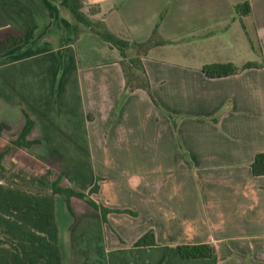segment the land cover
Segmentation results:
<instances>
[{
	"label": "crops",
	"instance_id": "crops-1",
	"mask_svg": "<svg viewBox=\"0 0 264 264\" xmlns=\"http://www.w3.org/2000/svg\"><path fill=\"white\" fill-rule=\"evenodd\" d=\"M60 0H0V140L110 209L53 196L60 264H264V0H84L118 37L148 42V81L125 88L119 51L74 36ZM247 2L248 14L235 6ZM129 50L127 56H132ZM254 66L209 78L207 64ZM114 210H120L115 212ZM152 231L154 245L135 246ZM209 244L208 258L180 245Z\"/></svg>",
	"mask_w": 264,
	"mask_h": 264
},
{
	"label": "trees",
	"instance_id": "trees-1",
	"mask_svg": "<svg viewBox=\"0 0 264 264\" xmlns=\"http://www.w3.org/2000/svg\"><path fill=\"white\" fill-rule=\"evenodd\" d=\"M59 6L69 11L72 19L74 36L83 31L96 34L102 40L116 48L122 57V67L125 78V88H143L149 92L148 81L141 65L140 56L148 45V42L128 41L118 37L109 31L103 22L94 20L90 16L99 12L98 5H89L86 12L82 10L84 0H60ZM235 10L239 15L248 14L250 11L247 2L237 4ZM23 43L19 35H12L0 41V54L9 51ZM133 50L132 56H127L129 50ZM246 63L237 67L231 63L207 64L202 67L206 77H224L238 71L254 66ZM133 69L140 72L135 75ZM33 121L26 118L25 125L20 134L5 144L0 150V168L3 160L16 148H27L33 141L26 139ZM1 128H6L1 125ZM23 173V169L19 170ZM18 171V172H19ZM251 171L255 176L264 175V152L257 153L251 163ZM47 174V175H46ZM44 175L32 176V182L43 183V179L51 177L53 171L46 170ZM97 191V184H93L87 191H76L62 182V175L58 174L54 179L49 178V192L33 194L18 188L3 185L0 182V264H60V251L58 246V231L54 219L53 196L62 194L66 198L75 196L87 201L102 214L107 209L95 203L89 195ZM119 212L120 210H114ZM152 231L146 232L136 242L135 246L154 245ZM178 253L181 258H208L213 255V247L209 244L180 245Z\"/></svg>",
	"mask_w": 264,
	"mask_h": 264
},
{
	"label": "rangeland",
	"instance_id": "rangeland-1",
	"mask_svg": "<svg viewBox=\"0 0 264 264\" xmlns=\"http://www.w3.org/2000/svg\"><path fill=\"white\" fill-rule=\"evenodd\" d=\"M135 75H139L140 72L133 69ZM3 144L0 140V150ZM3 167L0 168V182L8 187L18 188L29 193H47L49 192V178L54 179L55 175L44 178L43 183L32 182L30 180L31 175H44L46 174V168L43 165L33 162L29 158L22 157L14 150L3 160ZM23 169V173L19 170ZM19 171V172H18ZM47 175V174H46Z\"/></svg>",
	"mask_w": 264,
	"mask_h": 264
}]
</instances>
